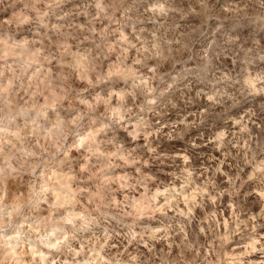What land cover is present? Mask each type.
I'll return each instance as SVG.
<instances>
[{
    "label": "clouds",
    "instance_id": "clouds-1",
    "mask_svg": "<svg viewBox=\"0 0 264 264\" xmlns=\"http://www.w3.org/2000/svg\"><path fill=\"white\" fill-rule=\"evenodd\" d=\"M0 264H264V0H0Z\"/></svg>",
    "mask_w": 264,
    "mask_h": 264
}]
</instances>
